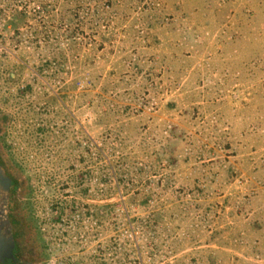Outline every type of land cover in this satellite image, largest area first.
Masks as SVG:
<instances>
[{"label": "rangeland", "instance_id": "374dc122", "mask_svg": "<svg viewBox=\"0 0 264 264\" xmlns=\"http://www.w3.org/2000/svg\"><path fill=\"white\" fill-rule=\"evenodd\" d=\"M34 1L0 38L13 264H264V0Z\"/></svg>", "mask_w": 264, "mask_h": 264}, {"label": "built area", "instance_id": "2783aa9c", "mask_svg": "<svg viewBox=\"0 0 264 264\" xmlns=\"http://www.w3.org/2000/svg\"><path fill=\"white\" fill-rule=\"evenodd\" d=\"M16 12H20L22 15H29L31 12L37 22H40L42 16H44L43 8L34 0L32 1V6L28 5V0H0V38H13V30L11 28Z\"/></svg>", "mask_w": 264, "mask_h": 264}, {"label": "water", "instance_id": "95a60500", "mask_svg": "<svg viewBox=\"0 0 264 264\" xmlns=\"http://www.w3.org/2000/svg\"><path fill=\"white\" fill-rule=\"evenodd\" d=\"M10 181L6 176H2L0 174V184L4 187V189H7L8 185H9ZM9 242L6 240H3L0 237V255L3 256H10L11 255V251H9L8 248V244Z\"/></svg>", "mask_w": 264, "mask_h": 264}, {"label": "trees", "instance_id": "16d2710c", "mask_svg": "<svg viewBox=\"0 0 264 264\" xmlns=\"http://www.w3.org/2000/svg\"><path fill=\"white\" fill-rule=\"evenodd\" d=\"M8 178V177H7ZM10 183L7 187V189L13 185L15 182L11 179V178H8ZM8 250L11 251V255L10 256H3V255H0V259L2 260V262L4 264H13V257L15 256L16 252H15V249L14 247L11 245V243H8Z\"/></svg>", "mask_w": 264, "mask_h": 264}]
</instances>
